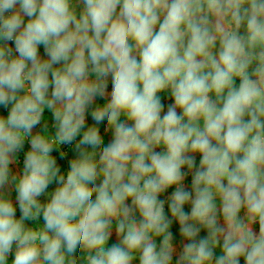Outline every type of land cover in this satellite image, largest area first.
<instances>
[{
    "label": "clouds",
    "instance_id": "clouds-1",
    "mask_svg": "<svg viewBox=\"0 0 264 264\" xmlns=\"http://www.w3.org/2000/svg\"><path fill=\"white\" fill-rule=\"evenodd\" d=\"M0 264H264V0H0Z\"/></svg>",
    "mask_w": 264,
    "mask_h": 264
},
{
    "label": "crops",
    "instance_id": "crops-1",
    "mask_svg": "<svg viewBox=\"0 0 264 264\" xmlns=\"http://www.w3.org/2000/svg\"><path fill=\"white\" fill-rule=\"evenodd\" d=\"M40 52H41V55L43 56V55H44L43 46H41V48H40ZM110 88H111V84H110V81H109V91H110ZM161 95H162V99L165 101L166 104L171 102V101L168 99V97H167L166 94H161ZM101 102H102V101H101ZM101 128H102V130H103V126H101ZM158 150H159V149H158ZM197 157H198V159H197ZM21 159H22V154H21ZM196 159H197V166H198V163H199V155H198V154H197V156H196ZM62 164H63V168H62V170L66 171V169H67V164L64 163V162H62ZM21 167H22V165H21ZM185 183H186V185L190 188L191 175L188 176V178H187V180L185 181ZM53 186H54V185H53ZM53 186H51L49 190H51V188H53ZM172 190H173V189H169L167 193H165L164 195L161 196V198H162V199H166L167 196L171 194V191H172ZM12 195H13V198H14V197H15V193L13 192ZM41 199H42V201H43V200L46 199V198H45V197H42ZM187 210H189V206H186V211H187ZM166 211H167V205H166ZM172 231H174V232H178V224H174V225H173ZM204 234H205V233H204V231L202 230L201 235H204Z\"/></svg>",
    "mask_w": 264,
    "mask_h": 264
},
{
    "label": "trees",
    "instance_id": "trees-1",
    "mask_svg": "<svg viewBox=\"0 0 264 264\" xmlns=\"http://www.w3.org/2000/svg\"><path fill=\"white\" fill-rule=\"evenodd\" d=\"M238 83H239V81H237V86H238ZM62 163V162H61ZM53 188H54V186H53ZM51 190H52V188H51ZM50 190V191H51ZM17 214L19 215V210L17 211ZM29 224H31V223H33V222H28ZM41 223H42V221H41ZM78 255H79V251H78V253H77Z\"/></svg>",
    "mask_w": 264,
    "mask_h": 264
},
{
    "label": "rangeland",
    "instance_id": "rangeland-1",
    "mask_svg": "<svg viewBox=\"0 0 264 264\" xmlns=\"http://www.w3.org/2000/svg\"><path fill=\"white\" fill-rule=\"evenodd\" d=\"M197 159H198V157H197Z\"/></svg>",
    "mask_w": 264,
    "mask_h": 264
}]
</instances>
